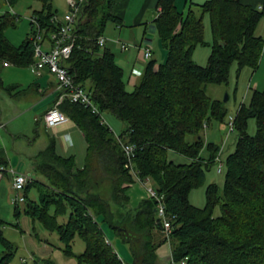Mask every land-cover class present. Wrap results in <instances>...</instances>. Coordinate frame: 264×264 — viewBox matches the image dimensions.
Segmentation results:
<instances>
[{
    "label": "trees",
    "instance_id": "1",
    "mask_svg": "<svg viewBox=\"0 0 264 264\" xmlns=\"http://www.w3.org/2000/svg\"><path fill=\"white\" fill-rule=\"evenodd\" d=\"M36 1L41 8L33 16L48 38L60 26L53 20L57 10L52 0ZM6 2L14 5L18 0ZM116 2L84 3L65 65L100 113L114 115L126 129L115 135L100 115L64 101L60 110L82 131L88 144L85 165L77 168L72 157L58 156L52 145L39 152L35 172L47 183L32 178L23 190L24 201L14 206V217L24 214L33 225L55 233L62 255L73 258L75 264H162L157 249L166 242L170 264H264V87L254 90L249 104H241L233 117L237 141L223 160L222 191L216 184H208L201 208L188 200L190 192L204 183L205 171L221 158L220 145L205 142L202 131L213 119L222 122L227 110L223 101L207 95V86L227 83L233 64L237 73L245 67H258L264 37L254 30L264 19V2L257 9L240 0L202 4L188 0L182 12L176 0H157L154 24L166 58L158 65L155 59L148 61L132 91L126 90L124 71L114 53L97 43L107 22H122L113 14ZM205 17L211 42L205 40ZM16 20L12 12L0 15V70L3 61L23 68L34 61L30 33L19 46L5 36ZM197 46L210 47L205 66L192 60ZM250 118L256 123L254 135L247 132ZM120 142L137 146L133 169L141 179L149 178L163 196L171 227L168 241L154 199L142 200L136 207L129 204L126 191L135 179L125 167ZM169 152L186 161L169 159ZM95 160L98 168L93 166ZM7 164L1 149L0 167ZM32 188H38L35 199L29 195ZM216 206L219 215L214 216ZM8 224L0 219V264H11L17 250L4 235ZM101 224L125 246L129 262L120 259ZM11 225L20 228L18 223ZM75 237L84 243L81 253L73 250ZM32 264L53 262L44 259Z\"/></svg>",
    "mask_w": 264,
    "mask_h": 264
},
{
    "label": "crops",
    "instance_id": "2",
    "mask_svg": "<svg viewBox=\"0 0 264 264\" xmlns=\"http://www.w3.org/2000/svg\"><path fill=\"white\" fill-rule=\"evenodd\" d=\"M189 1L194 4H202L207 0ZM240 1L244 5L253 6L257 9H260L264 2V0ZM156 2L157 0H117L113 7V14L116 17L121 18L122 22L120 25L112 23L115 26L114 33L109 37L103 36L106 38V47L114 53L117 64L124 71L125 87L127 91H132L139 83L148 61L155 59L158 65L166 58V50L162 47L161 40L157 36L154 24V18L157 14V9L155 8ZM175 5L179 11L184 12L187 9L188 0H176ZM122 44L126 45V49L122 48ZM147 47L150 48L151 55L146 59L143 55V49ZM156 51L161 58V62H158L156 58ZM26 69L29 71L30 75L24 74L22 71H19V69L15 70L14 76L17 77V80L15 81L6 80L0 75V91L5 92L0 93V150L3 149L2 143L5 138H9V141L12 144L16 143L15 141H17V138H25L29 142V144H25V146L36 145V149H38L37 152L28 154L30 156L28 163L31 165L35 175H33L29 170L27 173L32 174L35 179L45 184L47 181L44 177L39 172H35V164L40 159V157H38L39 152L44 151L52 145L58 156L65 158L72 157L74 159L75 166L77 168H83L86 161L88 144L82 131L70 119L53 127H49L45 124L42 119V115L52 105L55 96L57 95L55 79L46 70H44L41 75H36L30 70L29 66L26 67ZM26 105L30 106L33 110L32 118L35 122L33 126H37L36 133L33 135L35 137L33 139L28 136L29 134L23 132L20 127L8 128L10 124H13V119L18 117L20 114H16L14 117L12 116V118H10L11 116H9L8 112H6V108L10 110L11 113H16V111L21 110L20 107H24ZM111 115L104 119L105 123L107 125L113 124L118 126L119 123L115 121L116 117L114 115H112V117ZM4 117L5 119L7 118V120L2 122ZM7 122L9 125H7ZM125 129L126 125L124 124L121 132ZM116 134L117 133H115V135ZM24 150L26 151V149ZM5 155H7L6 158L8 160V164L7 166H2L3 168H17L15 163L18 161L19 165L22 163L23 159L19 158V156L18 158L14 156L16 153L9 155L5 152ZM24 161L25 160H23V162ZM25 162L27 164V161ZM93 166L98 168V162L96 160L93 162ZM19 168L20 166H18L17 169ZM4 177L10 181L12 187V178L10 174L7 173L1 174L0 184ZM151 186L154 187L152 181ZM37 189L38 188H32L29 192L30 197L33 199L37 197ZM13 192L16 195L14 190ZM21 194H23V192ZM126 194L129 198V204L132 207H136L142 200L149 198L147 190L142 184L137 185L136 183H132L128 186ZM190 198H193L194 200L198 199V194L195 191H192L188 196L189 203ZM10 202L12 203L11 198L9 199V203ZM7 215H9L8 206L4 200H1L0 219H6L5 217ZM16 223L20 225V228L16 229V231H20L19 233L22 234L24 245L29 253V258L31 259V264L34 260L42 261L44 259H50L53 264H75V260L73 258L67 259L62 255L56 242L53 244L49 242L47 238L40 237V235L45 236V234L48 233L45 230H43V233L45 234L37 231L35 225H33L28 216L21 214L19 218L16 219V222H13L12 224ZM101 227L106 232L107 240L114 245L120 259L125 262H129L131 257L125 246L121 244V241L116 238L111 231L107 230L105 224H101ZM157 254L161 263L166 261L169 262V243L166 242L162 244L157 249ZM22 261L26 263L27 259L23 258Z\"/></svg>",
    "mask_w": 264,
    "mask_h": 264
},
{
    "label": "rangeland",
    "instance_id": "3",
    "mask_svg": "<svg viewBox=\"0 0 264 264\" xmlns=\"http://www.w3.org/2000/svg\"><path fill=\"white\" fill-rule=\"evenodd\" d=\"M53 7L57 10V17L59 19H62L64 14L67 11V3L66 0H52ZM12 6V7H11ZM41 8L40 2L36 0H18V2L14 5H9L6 0H0V15L4 14L5 12H12V14L17 16L16 24L14 27H9L5 30V36L8 39V41L15 46H19L22 41L26 38L28 33H30V17L33 16V12L37 11ZM101 15V14H100ZM204 26H205V40L207 42H211L210 37V30H209V20L205 17L204 19ZM115 26L111 22H107L103 35L106 37H109L114 33ZM254 34L257 36L264 37V19H261L254 30ZM210 55V47L209 46H197L193 53H192V60L200 65L205 66L208 61V57ZM156 58L158 62H161V58L158 55V52L156 51ZM16 69H19V71H22L24 74L30 75L29 71L26 68H21L17 66H10L8 68L4 67L0 70V75L5 78L6 80L15 81L17 80V77L14 76V72ZM264 87V49L263 53L261 55L258 67L256 69H251L249 67L243 68L239 73H237L236 64H233L230 69L229 73V80L225 84L217 85V84H209L207 86V95L214 100H221L224 102L225 108L227 110V115L225 116L224 120L220 122L219 120L213 119L207 127L203 128L202 136L205 140V142H214L220 145L221 147V170L222 172H218V166L219 163H215L209 166V168L205 171V179L204 183L193 189L192 191H195L198 194V199L190 198V204L196 207H203L205 205V189L208 184H216L220 191L223 189V182H224V162L223 160L225 157L234 151L235 144L237 141V133L236 131H229L228 130V123L230 121V118L234 117L237 110L239 109L241 104L248 105L250 102V98L254 92V90H262ZM0 93H5L4 91ZM30 106L26 105L24 107H20V111H16V113H11L10 110L6 108V112H8L10 118L12 116L14 117L16 114H20L18 117L13 119V124L9 123L8 128L13 127H20L23 132L29 134L31 139H33L35 136L34 133H36V127L33 126L35 123L33 121L32 115L33 110ZM7 114V115H8ZM109 113H102V118H108ZM112 116V115H111ZM113 117V116H112ZM7 118L2 122H5ZM115 121L119 123L118 126H115L113 124H108L109 128L112 130V132L116 135L121 133V130L123 128V122L115 118ZM32 131H31V130ZM33 134H32V133ZM247 132L250 135H254L256 132V123L254 118L248 119L247 123ZM16 143L12 144L9 141V138H5L3 141V150L8 153L9 155L16 153V156L18 158H21L26 162L22 160V163L19 165V161L15 163L16 167L20 166L19 169H17L19 172L28 174L30 177L34 178L33 175L34 172L31 168V165L28 163L30 160L29 153L33 154L36 153L38 149H36V145L32 146H25V144H29L28 140L25 138H17ZM26 149V151L24 150ZM7 157V155H6ZM169 159L174 160L177 163H182L186 161V158L169 152ZM19 160V159H18ZM30 171L32 174L27 173V171ZM137 185H141L138 182H134ZM151 185V184H150ZM14 190V189H13ZM10 181L7 180L6 177L3 178V181L0 184V201L4 200L6 205L8 206L9 215H7L4 219L8 223L16 222V219L14 217V204L11 202L9 203V199L15 196V193L13 192ZM191 191V192H192ZM21 205V204H20ZM138 205V204H137ZM219 215V207L216 206L214 209V216ZM9 218V219H7ZM11 224H8L4 228V235L9 240L12 241L15 246L17 247L16 254L11 260V264H31V259L29 258V253L24 245V239L22 237V234L19 233L20 231H16L17 228H14ZM36 230L39 231L42 234L43 228L40 224L35 225ZM41 238H47L49 242L53 243L56 242L58 246H60V242L58 240V237L55 233H49L45 234V236L40 235ZM56 239V240H55ZM124 246V245H123ZM73 250L75 253H81L84 250V243L83 241L75 237L74 243H73ZM1 251V247H0ZM23 258L27 259V262L24 263L22 261ZM162 264H170L168 261L162 263Z\"/></svg>",
    "mask_w": 264,
    "mask_h": 264
},
{
    "label": "built area",
    "instance_id": "4",
    "mask_svg": "<svg viewBox=\"0 0 264 264\" xmlns=\"http://www.w3.org/2000/svg\"><path fill=\"white\" fill-rule=\"evenodd\" d=\"M87 0H66L67 11L62 19L54 17V21L60 22L58 30L49 35L48 38H44L43 30L38 23V19L35 16H31L30 19V40L33 43L34 48V61L29 65L30 70L36 75L46 70L55 79L56 93L55 99L52 105L44 112L42 119L49 127H53L64 123L69 118L60 110V105L64 101H70L77 103L85 108H89L92 113L100 115L102 123H105L102 114L98 110L97 106L93 103L91 96L78 84L74 82L73 76L65 65V61L69 58L74 42L76 40V34L74 33L75 25L78 23V19L84 3ZM159 11V10H157ZM97 43L100 46L105 45L106 38L101 36L97 39ZM122 48L126 49V45L122 44ZM143 55L147 59L151 55L150 48L143 49ZM3 67L12 66L8 61L2 62ZM206 127V125H204ZM233 117L230 118L228 123V130L233 132ZM120 146L126 156L125 167L132 173L135 182L141 183L147 190L148 197L156 201V213L158 218L161 219L164 228V234L169 240L170 234V221L165 213V204L163 202V196L159 195L154 187H152L151 180L149 178L141 179L133 169V159L137 146L131 143H122ZM221 153V151H220ZM221 158H217L219 163L218 172H221ZM2 173L10 174L12 178V188L16 192V195L12 198V204L18 205L24 201V196L21 194L25 186L32 181V177L28 174L21 173L17 168H3L0 167V176ZM181 264H184L182 262Z\"/></svg>",
    "mask_w": 264,
    "mask_h": 264
}]
</instances>
